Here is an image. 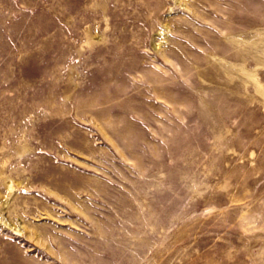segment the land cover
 I'll return each instance as SVG.
<instances>
[{"label": "rangeland", "instance_id": "374dc122", "mask_svg": "<svg viewBox=\"0 0 264 264\" xmlns=\"http://www.w3.org/2000/svg\"><path fill=\"white\" fill-rule=\"evenodd\" d=\"M0 264H264V0H0Z\"/></svg>", "mask_w": 264, "mask_h": 264}, {"label": "bare ground", "instance_id": "6f19581e", "mask_svg": "<svg viewBox=\"0 0 264 264\" xmlns=\"http://www.w3.org/2000/svg\"><path fill=\"white\" fill-rule=\"evenodd\" d=\"M6 184H7V187H8V189H9V191L10 192H12L13 190H14V188H15V184L13 183V182H11V181H9V180H6ZM11 195V194H10ZM7 223H9V222H7ZM10 224V223H9ZM12 226V225H11ZM12 228H13V226H12ZM17 228H19V227H17ZM16 229V228H15Z\"/></svg>", "mask_w": 264, "mask_h": 264}]
</instances>
